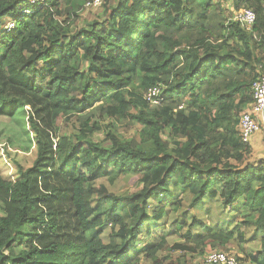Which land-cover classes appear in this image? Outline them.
Segmentation results:
<instances>
[{"label": "trees", "instance_id": "trees-1", "mask_svg": "<svg viewBox=\"0 0 264 264\" xmlns=\"http://www.w3.org/2000/svg\"><path fill=\"white\" fill-rule=\"evenodd\" d=\"M87 1L0 0V118L34 145L0 148V264H264V0Z\"/></svg>", "mask_w": 264, "mask_h": 264}, {"label": "built area", "instance_id": "built-area-1", "mask_svg": "<svg viewBox=\"0 0 264 264\" xmlns=\"http://www.w3.org/2000/svg\"><path fill=\"white\" fill-rule=\"evenodd\" d=\"M29 5L45 4L47 0H22ZM103 0H88L85 2L86 7L99 6ZM25 13H29L30 9H25ZM234 20L240 22L242 26L252 27L256 20V15L251 9H243L235 13ZM14 26V23L9 24L8 28ZM253 103L249 106V110L244 112L241 116V133L243 141L249 143L253 134L264 128V76L254 82L252 86ZM146 99L153 105L162 102V87L155 85L150 88L146 94ZM208 264H241L235 257L230 256L223 251L214 250L206 256Z\"/></svg>", "mask_w": 264, "mask_h": 264}, {"label": "rangeland", "instance_id": "rangeland-1", "mask_svg": "<svg viewBox=\"0 0 264 264\" xmlns=\"http://www.w3.org/2000/svg\"><path fill=\"white\" fill-rule=\"evenodd\" d=\"M89 15H90V10H85V12L83 13V17H86V19H87ZM86 65H87V62L84 64V66H86ZM133 133H134V131H131V134H133ZM28 140H29L28 137L24 134L23 127L20 128V126H18L16 124V121H11L10 123H6V122H3L0 118V148H3L5 145H8L10 149L17 150L19 152H30V151H32L34 145H33V143H31L30 146L28 145V143L25 144V141L28 142ZM250 140L254 146H255V144L259 143L261 146H263V150H264V128L262 127V129L257 130L253 134V136L251 137ZM255 142H257V143H255ZM1 151H3V150L1 149ZM256 156L257 157L258 156H264V151L262 153V149L259 147L257 148L255 146V150L253 152L252 157H256ZM5 160L8 164L12 163L11 159L6 158ZM13 172H14V170H12V173ZM122 181H123L122 176H119V177H117V179L115 178L114 180H111L109 178H105V179L101 180V182L108 183L117 191L123 190L124 187L122 185ZM210 206L212 207V209L214 211V207L212 205H210ZM169 220L173 221L174 216L171 215ZM211 220L214 222L217 220V216L215 213L212 215ZM171 222H168V224H166L164 229L168 230V234H169L168 239L175 241L176 235L172 234V229L170 228ZM161 228L162 227L160 225L152 226V234L142 238L141 243H147L149 238H151L153 235H158L160 233ZM143 231H144V234H146V232H145L146 229H144ZM211 251H213V250H211ZM197 260H199V259H197Z\"/></svg>", "mask_w": 264, "mask_h": 264}, {"label": "crops", "instance_id": "crops-1", "mask_svg": "<svg viewBox=\"0 0 264 264\" xmlns=\"http://www.w3.org/2000/svg\"><path fill=\"white\" fill-rule=\"evenodd\" d=\"M255 143H257V142H255ZM255 146L258 148H261L262 150H263V146H261L259 143H257V144H255Z\"/></svg>", "mask_w": 264, "mask_h": 264}]
</instances>
